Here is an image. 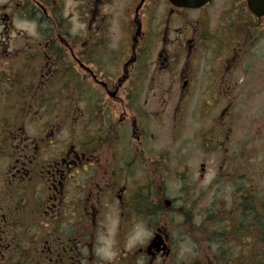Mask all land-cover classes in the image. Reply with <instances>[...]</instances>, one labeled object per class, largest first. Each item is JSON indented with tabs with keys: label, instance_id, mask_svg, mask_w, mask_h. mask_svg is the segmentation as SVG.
<instances>
[{
	"label": "flooded vegetation",
	"instance_id": "obj_1",
	"mask_svg": "<svg viewBox=\"0 0 264 264\" xmlns=\"http://www.w3.org/2000/svg\"><path fill=\"white\" fill-rule=\"evenodd\" d=\"M261 97L248 0L0 4V264H264L262 198L215 194Z\"/></svg>",
	"mask_w": 264,
	"mask_h": 264
},
{
	"label": "rangeland",
	"instance_id": "obj_2",
	"mask_svg": "<svg viewBox=\"0 0 264 264\" xmlns=\"http://www.w3.org/2000/svg\"><path fill=\"white\" fill-rule=\"evenodd\" d=\"M9 0H0V4H8ZM13 25L14 29H32L31 26L23 22L19 17H13ZM74 29L81 28V25L79 24L77 17H73V27ZM251 112H258L259 114L263 115L264 113V97H261L257 99L255 102L251 104ZM250 112V113H251ZM256 114V113H255ZM256 137H261L264 139V134H257L255 131L246 132L244 130L240 138L244 141H253ZM256 148H243L239 149L238 146L233 145L230 150V155L233 156L234 162L232 163V175L228 178H218L217 179V186L215 189V194L217 195V198L221 197L226 200V203L228 204V200L230 198V195L241 188V186L247 185L248 191H251L249 194L252 198L255 200L258 198H262V203H264V144H252ZM244 147V146H243ZM240 154H243V161L240 162L239 160H235ZM220 159L218 158V154L216 155L215 161L210 164V174L206 176L205 181L201 182V187H203L210 179L213 177V175L218 171V165H219ZM245 164V165H244ZM234 168H237L238 175L234 174ZM199 166H198V172L199 175ZM246 175V176H245ZM244 176V177H242ZM250 185V186H249ZM249 187V188H248ZM253 191V192H252ZM205 201H202V204ZM240 243L232 244L234 248H239ZM182 251L185 253V251H192L193 246L189 244L188 242L184 243L182 245ZM190 262H187L189 264Z\"/></svg>",
	"mask_w": 264,
	"mask_h": 264
},
{
	"label": "water",
	"instance_id": "obj_3",
	"mask_svg": "<svg viewBox=\"0 0 264 264\" xmlns=\"http://www.w3.org/2000/svg\"><path fill=\"white\" fill-rule=\"evenodd\" d=\"M180 5L186 7H201L206 4L208 0H173ZM248 6L250 10L257 16L264 15V0H248Z\"/></svg>",
	"mask_w": 264,
	"mask_h": 264
},
{
	"label": "trees",
	"instance_id": "obj_4",
	"mask_svg": "<svg viewBox=\"0 0 264 264\" xmlns=\"http://www.w3.org/2000/svg\"><path fill=\"white\" fill-rule=\"evenodd\" d=\"M250 186V185H249ZM249 188V187H248ZM250 199H251V197H250ZM253 205H255V203H253V202H250V206H253Z\"/></svg>",
	"mask_w": 264,
	"mask_h": 264
}]
</instances>
